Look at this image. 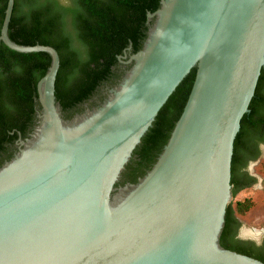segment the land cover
Here are the masks:
<instances>
[{
  "label": "water",
  "instance_id": "95a60500",
  "mask_svg": "<svg viewBox=\"0 0 264 264\" xmlns=\"http://www.w3.org/2000/svg\"><path fill=\"white\" fill-rule=\"evenodd\" d=\"M37 82L33 133L0 167V264H264L221 243L232 156L264 67V0H160L132 66L97 106L66 118L58 50ZM197 65L184 109L153 166L117 184L135 147Z\"/></svg>",
  "mask_w": 264,
  "mask_h": 264
},
{
  "label": "trees",
  "instance_id": "16d2710c",
  "mask_svg": "<svg viewBox=\"0 0 264 264\" xmlns=\"http://www.w3.org/2000/svg\"><path fill=\"white\" fill-rule=\"evenodd\" d=\"M69 5L54 0H15L9 36L21 44L54 46L60 55L56 78V97L66 111L90 97L97 85L109 78L117 54L132 43L141 48L146 37L148 12L160 0H72ZM8 0H0V34ZM27 19V20H26ZM51 55L45 51L19 52L0 40V140L13 128H23L34 110L37 82L46 73ZM197 73L195 65L159 110L153 125L135 147L119 184L136 182L156 162L179 119ZM264 107V67L250 111L241 119L234 141L231 183L233 196L241 190L234 178L237 147L243 133L258 124L257 114ZM253 206L251 198L231 201L227 207L221 243L226 248L258 258L244 242L229 236L230 223Z\"/></svg>",
  "mask_w": 264,
  "mask_h": 264
},
{
  "label": "flooded vegetation",
  "instance_id": "af4514ba",
  "mask_svg": "<svg viewBox=\"0 0 264 264\" xmlns=\"http://www.w3.org/2000/svg\"><path fill=\"white\" fill-rule=\"evenodd\" d=\"M54 1L64 5L73 3L72 0ZM148 13L145 21V25L147 26L146 37L149 27L153 22V19H149ZM146 37L141 40V47ZM135 52L136 50L132 43L125 46L122 52L117 54V60L111 67L112 71L109 78L102 80L90 97L71 106L70 109L66 111L63 109L64 116L70 118L74 114L80 113L87 108L99 105L107 97L109 90L119 82L125 72L132 66V61L130 62V59ZM41 109L42 106L37 93L34 97V110L30 120L27 123L24 122L25 125L23 128H13L9 130L0 140V167L20 150L23 146L22 141L26 140L33 133L36 125L39 123ZM257 121H259L258 124L250 126V131L248 133H243L237 147L234 178L237 185L242 187L241 189L259 187L258 184L262 183V177L259 175L258 166L261 161L264 160V107L259 110ZM132 157L134 156L132 155L131 158ZM119 182L117 184H119ZM229 236L233 240L236 239L244 242L257 253H264V227L258 230L254 229L251 232H244L242 230V222L238 217L237 220H233L230 223Z\"/></svg>",
  "mask_w": 264,
  "mask_h": 264
},
{
  "label": "rangeland",
  "instance_id": "374dc122",
  "mask_svg": "<svg viewBox=\"0 0 264 264\" xmlns=\"http://www.w3.org/2000/svg\"><path fill=\"white\" fill-rule=\"evenodd\" d=\"M259 175L262 177V183L259 187H248L241 189L237 195L233 196L232 201L251 198L253 206L244 214H238L242 222V230L251 232L264 227V160L258 166Z\"/></svg>",
  "mask_w": 264,
  "mask_h": 264
}]
</instances>
